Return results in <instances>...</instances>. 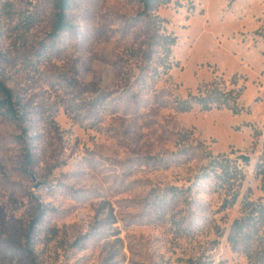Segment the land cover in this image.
<instances>
[{
  "label": "rangeland",
  "instance_id": "obj_1",
  "mask_svg": "<svg viewBox=\"0 0 264 264\" xmlns=\"http://www.w3.org/2000/svg\"><path fill=\"white\" fill-rule=\"evenodd\" d=\"M55 13L0 0V264H264V0Z\"/></svg>",
  "mask_w": 264,
  "mask_h": 264
},
{
  "label": "trees",
  "instance_id": "obj_2",
  "mask_svg": "<svg viewBox=\"0 0 264 264\" xmlns=\"http://www.w3.org/2000/svg\"><path fill=\"white\" fill-rule=\"evenodd\" d=\"M143 11L145 14L152 17V13L155 12L156 8L163 6L170 2V0H140ZM56 13L55 21L53 24L54 33L57 34L60 31L68 30L72 27L70 20L68 19V10L70 8V0H54ZM174 38H171V42L168 47L174 44ZM170 49V48H169ZM169 51V50H168ZM1 71V64H0ZM0 109L10 117L19 123L21 134L19 139L22 143L27 144L30 147L31 141H28L29 128L25 125L28 120L29 110L27 109L26 103L15 94L12 88H10L6 82L0 76ZM189 109V107L187 108ZM32 139V138H31ZM27 160L32 162V153L28 149L26 154ZM40 215H42L40 213ZM38 215L34 220H31L28 224V240H30L31 234L35 231L36 225L40 222L41 216ZM243 222L240 221L236 226V229L241 232L243 229Z\"/></svg>",
  "mask_w": 264,
  "mask_h": 264
},
{
  "label": "water",
  "instance_id": "obj_3",
  "mask_svg": "<svg viewBox=\"0 0 264 264\" xmlns=\"http://www.w3.org/2000/svg\"><path fill=\"white\" fill-rule=\"evenodd\" d=\"M241 158H242L243 160H245V161L249 160V157L246 156V155H241Z\"/></svg>",
  "mask_w": 264,
  "mask_h": 264
}]
</instances>
